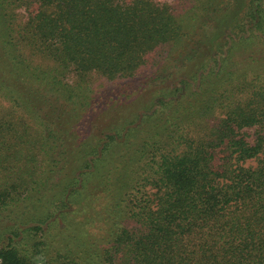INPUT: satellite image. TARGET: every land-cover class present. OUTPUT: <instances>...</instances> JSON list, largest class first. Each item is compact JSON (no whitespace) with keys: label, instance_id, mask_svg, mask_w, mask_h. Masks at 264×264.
Wrapping results in <instances>:
<instances>
[{"label":"trees","instance_id":"16d2710c","mask_svg":"<svg viewBox=\"0 0 264 264\" xmlns=\"http://www.w3.org/2000/svg\"><path fill=\"white\" fill-rule=\"evenodd\" d=\"M189 12L0 0V264H264V0Z\"/></svg>","mask_w":264,"mask_h":264},{"label":"rangeland","instance_id":"374dc122","mask_svg":"<svg viewBox=\"0 0 264 264\" xmlns=\"http://www.w3.org/2000/svg\"><path fill=\"white\" fill-rule=\"evenodd\" d=\"M161 3L171 5L176 11L181 12L182 9L189 10L190 12L183 15L184 22L189 21L191 26H196V32L201 30L200 27L207 28L210 32L204 39V45L201 46L203 54L214 53L220 44L223 42L225 34L234 31L245 18L246 13L249 10L252 0H156ZM199 11L202 15H196L195 12ZM193 17V18H190ZM200 17V18H199ZM197 38V34H194L187 38L182 49H179L175 56L185 54V51L194 45V41ZM49 62V61H47ZM94 80L96 84L108 83L106 78L95 76ZM111 81V82H118ZM110 84V83H109ZM102 120L96 121L97 125ZM95 125V126H97ZM84 128L83 130H85ZM148 194L152 195L155 192V188L151 185H147Z\"/></svg>","mask_w":264,"mask_h":264}]
</instances>
